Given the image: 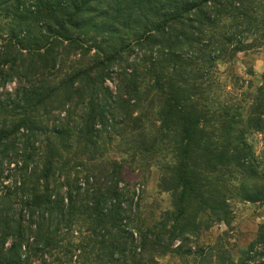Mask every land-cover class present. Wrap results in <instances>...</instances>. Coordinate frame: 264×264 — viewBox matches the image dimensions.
Here are the masks:
<instances>
[{
  "label": "trees",
  "instance_id": "1",
  "mask_svg": "<svg viewBox=\"0 0 264 264\" xmlns=\"http://www.w3.org/2000/svg\"><path fill=\"white\" fill-rule=\"evenodd\" d=\"M263 40L264 0H0V166L17 178L0 264H211L189 240L264 205V72L245 61ZM152 168L171 201L157 221L123 175Z\"/></svg>",
  "mask_w": 264,
  "mask_h": 264
},
{
  "label": "rangeland",
  "instance_id": "2",
  "mask_svg": "<svg viewBox=\"0 0 264 264\" xmlns=\"http://www.w3.org/2000/svg\"><path fill=\"white\" fill-rule=\"evenodd\" d=\"M264 43V40L262 41ZM245 61L252 66L254 72L253 82L257 85L261 75L264 72V46L258 50L248 53ZM240 60L243 58L239 56ZM246 68L239 62L236 66V72L245 80L249 78L244 75ZM15 84L11 83L6 86L8 91H13ZM64 117V115H61ZM255 154L258 158L264 160V138L263 136L254 135L250 137ZM108 158L119 160L121 157L109 153ZM13 166L7 167L6 164L0 166V184L12 188L17 178L14 173L10 172ZM97 167H104L98 165ZM124 178L132 185L136 186L138 198L142 197L141 213L146 216L149 212L153 215L154 221L158 220L160 212L171 211L170 196L160 193L157 188L159 174L152 168L147 171H130L123 170ZM9 178V179H8ZM18 183V181H17ZM16 183V184H17ZM234 218L229 226L224 224H215L208 230L200 232L197 238H191L188 242V248L191 252L203 248L205 254L212 255L211 264L216 263L214 256L225 254L230 260L239 263L244 259L245 252L251 247H255V255L249 259L246 264H264V246L256 244L261 237H264V205L235 204ZM178 243V242H176ZM178 246V245H177ZM192 257L185 255H167L158 260V264H193Z\"/></svg>",
  "mask_w": 264,
  "mask_h": 264
},
{
  "label": "built area",
  "instance_id": "3",
  "mask_svg": "<svg viewBox=\"0 0 264 264\" xmlns=\"http://www.w3.org/2000/svg\"><path fill=\"white\" fill-rule=\"evenodd\" d=\"M177 245H179V242H178V243H176L175 247H176Z\"/></svg>",
  "mask_w": 264,
  "mask_h": 264
}]
</instances>
